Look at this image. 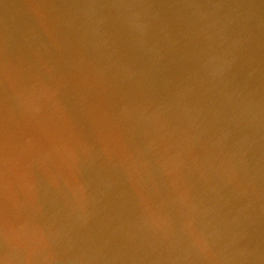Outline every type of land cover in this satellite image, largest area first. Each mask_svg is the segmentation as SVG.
I'll return each mask as SVG.
<instances>
[{
	"label": "water",
	"instance_id": "water-1",
	"mask_svg": "<svg viewBox=\"0 0 264 264\" xmlns=\"http://www.w3.org/2000/svg\"><path fill=\"white\" fill-rule=\"evenodd\" d=\"M0 264H264V0H0Z\"/></svg>",
	"mask_w": 264,
	"mask_h": 264
}]
</instances>
